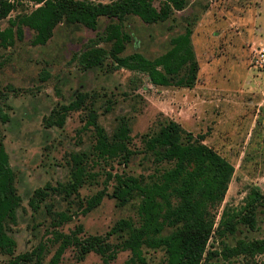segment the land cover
<instances>
[{"label": "rangeland", "instance_id": "obj_1", "mask_svg": "<svg viewBox=\"0 0 264 264\" xmlns=\"http://www.w3.org/2000/svg\"><path fill=\"white\" fill-rule=\"evenodd\" d=\"M10 1L15 8L9 18L37 7L33 0ZM87 1L106 4L112 0ZM187 2L185 10L176 12L167 22L146 24L136 16L127 17L122 27L132 41L122 56L141 53L155 59L171 49L174 38L191 28L200 67L192 89L154 86L145 74L115 70L112 58L106 59L101 68L84 70L80 63L83 53L92 48L111 49V44L104 41L110 24L106 18L99 20L96 31L62 23L44 46L32 45L35 33L29 28H25L23 41L9 48L0 45V93H7L8 86L15 87V92L8 93L11 121L2 127V136L21 197L17 222L8 225L16 250L14 255L0 250V264H11L15 257L41 244L47 249L42 264H49L60 245L58 234L76 233L82 240L91 236L106 238L121 219L138 224L139 200L122 207L109 195L116 176L152 181L173 168L171 163H157L155 154L148 152L144 143L146 136L159 132L167 121H175L195 137L205 135V144L235 167L220 215L226 207H242L251 189L264 193V66L255 62L258 48L264 46V0ZM155 3L159 6L158 0ZM7 26L8 19H0V28ZM79 93L96 98L98 122L111 137L121 118H127L132 137L129 147L135 151L128 165L120 158L101 161L94 157V131L83 129L88 118L86 110L71 112L62 128L46 125L54 109L68 105ZM76 153L89 155V173L95 177L79 190L78 196L52 191L71 181L70 159ZM43 188L49 190L48 197L38 208L31 206L35 191ZM104 188L108 195L102 204L83 214L80 201H87ZM58 212L73 215V220L56 226L54 213ZM80 227L83 230L78 232ZM169 233L166 230L165 234ZM261 239L264 211L258 214L257 230L240 225L234 236H214L210 250H221L222 243L235 247L241 240ZM106 242L118 245L120 239L113 236ZM145 257L147 264L166 262L164 250L145 249ZM130 258V251L117 250L116 259L109 258L108 264H124ZM214 260L223 263L221 258ZM224 263L264 264V254L241 255ZM61 264L106 262L96 253L82 256L80 248L71 246Z\"/></svg>", "mask_w": 264, "mask_h": 264}, {"label": "trees", "instance_id": "obj_2", "mask_svg": "<svg viewBox=\"0 0 264 264\" xmlns=\"http://www.w3.org/2000/svg\"><path fill=\"white\" fill-rule=\"evenodd\" d=\"M37 7L27 14L9 18L15 8L10 0H0V19H8V26L0 28V45L9 48L17 41L25 39V28L34 31L33 46H44L53 37L55 29L62 23L80 25L96 31L99 20H110L104 41L111 49L92 48L83 53L80 63L84 70L101 68L108 58H112L115 70L138 72L149 77L157 87H177L192 89L199 74L193 44V31L186 32L171 42V49L165 54L148 59L141 53L122 56L132 37L123 31L122 23L129 16H136L146 24L167 22L176 12L185 10L187 0H112L110 3H94L87 0H33ZM48 75L45 76V79ZM9 92L14 86L7 87V93H0V250L14 255L17 243L8 234V225L17 222V212L21 197L15 185V172L5 148L2 127L11 121L12 107L8 104ZM96 98L88 93H79L68 105L54 109L46 125L64 127L71 112L87 111L84 130L94 131L96 143L92 154L101 161L122 159L128 165L135 155L129 147L132 137L126 117L121 118L118 129L111 137L98 122L95 109ZM109 111V108H106ZM146 150L155 154L159 164L171 163L173 168L165 171L152 181L143 177L119 175L115 177L113 193L109 195L119 206H127L139 200L138 224L132 219L119 220L108 232L107 237L91 236L80 239L72 235L58 234V249L49 264H61L64 254L71 246L80 248L82 256L96 253L116 259L117 250L130 251L131 258L124 264H147L145 249L164 250L165 264H225L233 257L264 254V239L251 242L239 241L235 247L222 243V249L211 251L210 242L214 236L220 239L234 236L240 225L250 230L258 229V214L264 211V193L251 189L243 206L235 209L226 207L220 215L229 186L235 174V167L213 148L205 144V135L195 137L175 121H167L159 132L144 138ZM89 155H71V181L58 189L67 197L79 195V190L95 176L89 173ZM89 159V160H88ZM112 176L109 175V180ZM49 190L35 191L31 206L38 208L49 195ZM104 188L87 201H80L82 213L88 214L98 208L107 196ZM51 209L48 208V211ZM218 217H220L218 221ZM56 226L73 220L66 212L54 213ZM80 227L78 232L82 231ZM170 230L169 234H165ZM117 237L118 245L106 242L107 238ZM46 246L41 244L30 253L15 257L11 264L33 262L42 264ZM111 255H108V253ZM221 258L223 263L215 261Z\"/></svg>", "mask_w": 264, "mask_h": 264}, {"label": "built area", "instance_id": "obj_3", "mask_svg": "<svg viewBox=\"0 0 264 264\" xmlns=\"http://www.w3.org/2000/svg\"><path fill=\"white\" fill-rule=\"evenodd\" d=\"M255 62L259 66H264V46H260L257 50V55L255 57Z\"/></svg>", "mask_w": 264, "mask_h": 264}]
</instances>
